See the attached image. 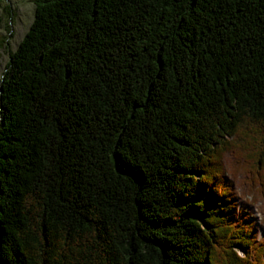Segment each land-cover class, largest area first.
<instances>
[{
	"label": "trees",
	"instance_id": "trees-1",
	"mask_svg": "<svg viewBox=\"0 0 264 264\" xmlns=\"http://www.w3.org/2000/svg\"><path fill=\"white\" fill-rule=\"evenodd\" d=\"M34 4L0 80V264H264V0Z\"/></svg>",
	"mask_w": 264,
	"mask_h": 264
},
{
	"label": "rangeland",
	"instance_id": "rangeland-1",
	"mask_svg": "<svg viewBox=\"0 0 264 264\" xmlns=\"http://www.w3.org/2000/svg\"><path fill=\"white\" fill-rule=\"evenodd\" d=\"M36 1L0 0L3 21L0 29V80L5 72L6 63L9 60V52L14 51L19 46L33 22V18L35 17L34 3ZM9 31L13 32L12 38L8 36Z\"/></svg>",
	"mask_w": 264,
	"mask_h": 264
}]
</instances>
